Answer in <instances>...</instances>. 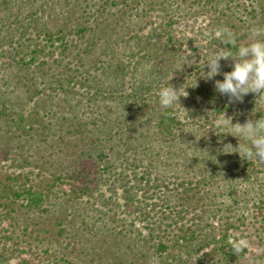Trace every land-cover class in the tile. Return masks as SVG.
<instances>
[{"label": "rangeland", "instance_id": "obj_1", "mask_svg": "<svg viewBox=\"0 0 264 264\" xmlns=\"http://www.w3.org/2000/svg\"><path fill=\"white\" fill-rule=\"evenodd\" d=\"M168 1H171L172 8L176 10L181 6L179 1L185 0H167L166 5ZM89 2L94 6L96 15L94 17L98 20L95 18L92 23L96 27L94 30L96 33L92 32L96 47L92 49L90 56L85 54V58L88 57L85 59L86 66L102 62L100 58L108 61H105L106 69L98 66L100 69L93 71H97L95 73L97 82L94 85L102 91L94 101L93 111L87 109L86 105L88 102L86 96L93 91V86L88 87L89 85L86 84L77 87L79 97L82 96L78 99L81 103L77 106L78 112L82 115H78L85 120L94 115L99 123L97 120H94L96 123L91 121L92 128L98 129L100 127L94 125L103 124L102 128L106 129L107 125L104 124L107 122L106 118L109 117V124L117 125V118L121 120L125 118L122 113L130 114L128 117L130 123L128 125L125 121L122 123L124 128L122 135L113 139L111 137L112 140L106 142L105 146L109 148L106 151L108 158L100 159L95 156L92 158L93 162L105 166L118 160L114 157L116 151L110 153L112 145H116L119 149L123 146L124 148L131 146L129 142L138 145L149 142L145 130L148 124L145 127H140L139 124V109L146 114L154 111L151 117H158L162 110L159 104V90L164 87L165 82L175 80L178 83L175 88H179L177 90L182 94L179 103L175 106L183 120L189 124L188 129H185L189 135L185 139L186 143L180 146L163 145V153L169 154L168 158H164L165 162H171L175 167L188 164L192 152L189 148L200 146L198 142L194 144L191 137L202 139L204 144L207 139L213 140L212 134L223 130L214 127L217 119L223 120L226 115L235 123L238 118L234 119L227 110L217 112L214 107L205 106L198 110L197 108L202 106L201 98L189 90L195 78L192 76V71L185 69V63L190 69L192 68L191 57L189 59L176 57L172 60L166 56L162 48L167 36L162 41L156 36L148 38L152 28L159 27L163 23L161 16L166 13L161 9L163 7L158 6L156 11L147 13L144 10L147 2L141 0L145 4H138L135 0H129L128 6L130 9L133 8V14L127 16L123 14L118 17L117 14H121L118 13V9L124 4L122 0H89ZM194 6L195 16L173 28L181 39L179 45L185 44L188 37L197 36L204 44L209 57L215 53L217 47H227L220 44L218 38L224 28L231 30L240 43H250L253 39L251 36L253 30H259L261 33L259 38L264 39V0H211V3L205 1L203 8L195 0ZM102 8H106V11L99 17ZM98 10L100 13L97 12ZM101 20H104V23L100 24ZM100 31L102 32L97 34ZM97 35L99 36L96 37ZM188 45L186 44L184 48L186 49ZM86 47L85 44L81 46L82 49ZM106 48L108 50H104ZM103 51L105 52L102 53ZM63 58L69 61L73 56ZM196 59L202 60L197 57ZM73 60L77 61V59ZM230 63L231 61L221 60L223 71L231 70ZM110 64H112L111 68L107 69ZM124 65L130 68L129 72L128 68L123 69ZM121 66L122 69H118ZM57 70L60 74L61 70ZM33 73L36 74L35 71ZM208 81L212 83L211 80ZM142 85L145 87L143 90L140 89ZM146 86L152 87L150 92L146 91ZM38 87L40 97L50 102L52 98L46 89L47 86L39 83ZM135 89L140 91L135 93ZM76 91L73 94L75 97H77ZM251 95L253 98L247 100L249 103L252 101L253 104L245 105L244 110L242 109L246 122L256 121L257 111L254 110L256 106L264 111V98H258L257 94ZM55 102L64 103L62 93L56 95ZM65 108L68 109L66 103ZM128 108L130 109L126 112ZM194 111H197L196 117L191 116ZM67 112L70 113L68 118L75 121L77 110H67ZM58 116L63 117L61 113ZM8 128L0 117V259L5 256L10 259V263H13L21 249L23 251L34 248L45 258L47 256L45 250L49 249L56 252L58 257L71 259L75 264H264V223L261 220L264 217V207H261L264 203L259 201L261 198L264 199L261 193L264 167H261L259 173L253 177L250 187L241 188L239 194H232L228 181L223 177L215 184L202 183L203 188L200 187L198 193L196 190L190 191L186 200L175 196V192L172 193L170 188L166 189L168 195L158 191V195L154 194L153 199H149L151 195H148L152 192L143 194L144 190H140L139 197L144 204L142 208L151 210L155 206L153 214H157L158 218L162 215V211H166L171 218L181 214L180 224L191 228L188 230L189 234L195 230L197 237L202 235L204 239L188 251L185 246L175 243L182 232L178 230L175 221L167 219L163 221V225L167 227L171 224L168 229L173 233H169V237H163L169 249L164 253V257H160L161 253L155 247L158 238L155 242L150 238L143 239V236L145 238L149 236L147 222L141 219L143 217L123 211L121 182L117 184L118 193L112 199H108L107 203L100 199L101 196H98L99 199L87 195L80 200L74 199L69 195V190L59 184L56 186L53 202L47 207L48 210L43 206L30 211L21 205L22 199L12 200L5 195L6 191L4 192L3 189L7 185L20 188L24 185L40 184L41 188L46 190L44 184L46 181L59 173H64V170L76 167L74 165L76 158L81 154L82 148H86L90 142L87 135L82 136L75 131L71 133L66 131L64 139L60 133L42 142L37 137L24 136V139H21L12 132L9 133ZM118 128L120 126L117 125L114 129L118 130ZM172 150L175 152L173 153ZM128 155L130 158L128 165L131 167L128 172L132 174L134 170L132 167L138 166L140 161L135 160V164L133 159L135 156L131 153ZM148 161L149 159L145 158L146 164ZM165 162L163 166L160 165V171L168 169V162ZM137 170L139 172L140 168ZM198 179H201L200 175L193 177L194 181ZM108 188L109 186L102 187L105 198L114 195ZM147 202L149 204L145 205ZM260 208L263 210L262 214H259ZM123 219L126 227L121 225ZM130 227L137 232L141 231L140 240H138L139 236L129 234L131 239L139 242L137 244L129 237L125 238L126 231L121 235L117 234L121 229L126 230ZM22 255L26 256L30 253L26 252Z\"/></svg>", "mask_w": 264, "mask_h": 264}, {"label": "trees", "instance_id": "obj_2", "mask_svg": "<svg viewBox=\"0 0 264 264\" xmlns=\"http://www.w3.org/2000/svg\"><path fill=\"white\" fill-rule=\"evenodd\" d=\"M122 1V4L124 3L123 7L118 9V13L121 14L116 13L118 17L123 14L126 16L128 14L132 15L133 8H129V0ZM135 1L138 4L147 2V6L144 8L147 13L148 11H156L158 6L163 7L161 9L166 12L163 14L165 17L161 16L163 23L159 27H153L148 38L156 36L160 39L159 41H162L167 36V41L163 43L162 48L166 56L172 60L176 57L185 59L191 57L193 61V63L191 61L192 68L190 69V66L185 63V69L192 71V76L195 78L189 90L201 98L202 106L197 109L209 106L214 107L220 113L227 110L230 111L234 119L238 118L235 123L245 124L246 116L242 112L245 105L253 104L252 101L249 103L247 100L253 98V96L251 94L247 95L242 104H229L225 97H220L214 91V82L210 83L202 76L204 74L203 71L207 69L205 67L203 70V66L208 56L200 38L198 40L197 36H190L186 39V43L182 41L185 44H178L181 39L173 28L181 24L182 21L187 22L195 16V0L179 1L181 6L176 10L172 8L171 1H168L166 5L167 0H143L145 3L141 2V0ZM205 1L211 3V0H197L201 8L205 6ZM159 2H161L160 5ZM105 11L106 8H102L99 17L104 15ZM97 12L100 13L99 10ZM94 16H96L94 6L89 0H0V117L8 125V132H12L21 139H24V136L37 137L40 142L48 141L58 133L63 135L64 139L66 131L69 133L75 131L77 134L87 135L90 138L89 144L86 145V148H82L81 154L75 160L74 165L76 167L64 170V173H59L54 178L46 181L44 183L47 187L46 190H43L40 184L24 185L20 188L14 185H7L3 189L4 192L6 191L5 195L12 200L18 201L22 199L21 205L30 211L43 206L46 207L44 209L48 210L49 208L47 207L53 202V197L56 196L55 189L59 184L64 185L69 190V195L74 199L80 200L86 195L99 199L98 196H101L100 199L107 203L108 199H112L118 193L119 186L117 184L121 182L120 187L123 189L122 197L124 199L123 211L130 215L138 214L139 217H143L141 219L147 222L146 227L149 235L146 238L143 236V239L150 238L155 242L158 238V243H155V247L161 253L160 257H164V253L169 249L163 237H169V233H173L168 229L172 226L171 224L167 227L163 225V221H167V219L175 221L179 228L176 227L182 232L179 237L177 236L178 239L175 243L185 246L189 249L188 251H191V247L204 240L202 235L198 238L195 230H192L191 234H189L188 230H191V228L185 227L182 223L180 224L179 217H182L181 214L171 218L166 211H162V215L158 218L157 214H153L155 206L151 210L142 208L144 204L139 197L140 190H144L143 194L152 192L148 195H151L149 199H153L154 194L158 195V191L166 193V189L170 188L172 193L175 192V196L181 198V200H186L190 191L196 190L197 192L200 187L203 188L202 185L204 184L202 183L206 185L215 184L223 177L225 181H228L232 194H239L241 188L250 187L251 180L259 173V169L264 167V162L258 158L248 160L239 154L238 150L242 152L244 147H250V145L243 137L240 139L228 133L229 131H234L235 127L230 125V121H232L230 118H227L229 121L228 127H222L223 130H220L221 132L212 134L213 140L205 138L207 140L203 144L202 139H198L196 136L191 137L194 140V144L198 142L200 146L189 148L192 149V152L190 153L191 157L188 158V164L175 167L171 162H165L164 158H168L169 154L163 153V145L180 146L186 143L185 139L189 135L185 130L188 129V122L183 120L180 111L173 105L168 109L162 108L156 118L151 117L154 111L146 114V112L139 109V124L140 127H145L148 124L145 130H147L146 138L149 142H143L139 145L129 142L131 146H128V148L123 146L119 149H117L116 145H112L110 153L112 154L113 151H116L114 157L118 160L105 166L94 163L92 158L95 156L100 159L108 158L106 151L109 148L105 146L106 142L111 137L113 139L115 136L122 135L124 130L122 123L124 121L127 122V125L130 123L128 118L130 114L122 113L121 115L125 116V118L123 120L117 118L118 123H116L120 126L118 130L114 129L117 125H113L114 123L109 124V117L106 118L107 122L104 123L107 125L106 129L102 128L103 124L101 126L100 124L94 125L100 127L94 129L91 126V121L95 122L94 120H97V123H99L97 117L95 118L94 115H91L90 118L85 120L79 116L81 113L78 112L79 108L77 106L81 102L78 99L82 98V96L79 97V91H76L77 87L79 85L83 87L86 84L89 85L88 87L93 86V91L86 96L88 99L87 109L93 111L94 101L98 93L101 94L102 92L101 89L96 88L94 85L97 82L95 77L97 71H93L100 69L98 66L106 69L107 63L105 61H108L100 58L102 62L86 66L87 61L85 59H88V57L85 58V54L90 56L92 49L96 47L95 42H93L94 34L92 35L96 27L92 23L95 18L97 20L98 18ZM102 23H104V20L100 21V24ZM101 32H97V34ZM82 44L87 47L82 49ZM186 44L189 45L185 49L184 46ZM237 44H240V42L237 41ZM227 47H230V45H227ZM104 50H108V48ZM70 56H73V59H77V61L72 58L69 61H65L63 58ZM196 57L202 60H198ZM111 66L112 64L108 65L107 69L111 68ZM126 68H128L129 72L130 68L124 65L123 69L125 70ZM57 69L61 70L60 74H58L59 70ZM118 69H122V66ZM215 79H223V76H217ZM39 83L47 86L46 89L52 98L51 100L49 97L50 102L40 97ZM10 85L12 87H9ZM163 85L164 87L175 88L178 83L175 80H170ZM146 87V91L149 90L150 92L152 87ZM144 88V85L140 86L141 90ZM138 90L135 89L134 92L136 93ZM44 91L47 92L46 90ZM75 91L77 97L73 95ZM60 93H62L64 103L55 102L56 95ZM65 103L68 109L65 108ZM75 109L77 110V114L75 113L74 116L76 120H70L68 118L70 113L67 110ZM254 110L257 111L256 120H264V111L257 106ZM197 111L192 112L191 116L196 117ZM59 113L63 115L62 118L58 116ZM232 123L235 124L234 122ZM225 145L227 146L224 148ZM223 148L227 153L222 151ZM128 150L129 153L135 156L133 157L134 162L135 160L140 161L138 166L132 167L134 168L132 174L128 172L131 169L128 165L130 160ZM164 155L167 156L165 157ZM144 156L149 159L148 164L145 163ZM164 162L167 163L168 169L160 171L159 167L163 166ZM138 168H140L139 172ZM132 175L133 177H131ZM197 175H200L201 179L194 181L193 177ZM236 178L240 179L237 180ZM261 182V193L264 195V179ZM104 186H109L108 190H111L114 195L105 198L106 196L102 190ZM166 195L168 194L166 193ZM259 201L264 203L263 198ZM148 204L147 202L145 205ZM261 207H264V204ZM262 212L263 210L260 208L259 214H262ZM261 220L264 223V217ZM121 225L126 227L124 219ZM125 231V238L129 237L133 242L136 241L133 238L131 239L129 234H135L139 237L141 234V231L137 232L133 227L126 230L121 229L117 234L121 235ZM139 237L138 240L142 239V237ZM180 240H183L185 245L184 242H179ZM21 250H18L19 255L16 257L15 262L10 263L9 258L2 256L0 264H75L71 259L58 257L56 252L54 253L49 249L45 250L46 258L34 248ZM26 252L30 253V255H22V253Z\"/></svg>", "mask_w": 264, "mask_h": 264}, {"label": "clouds", "instance_id": "obj_3", "mask_svg": "<svg viewBox=\"0 0 264 264\" xmlns=\"http://www.w3.org/2000/svg\"><path fill=\"white\" fill-rule=\"evenodd\" d=\"M251 36L253 39L250 43L237 44L235 34L228 28L222 29L218 38L221 43L230 47H217L215 53L204 61L203 70L207 67V71H203L202 76L214 82V91L220 97H225L229 104H242L249 94L264 98V39L259 38V30H253ZM221 60L231 61L230 71H223ZM219 75L223 79H215ZM181 95L174 87H162L158 93L159 104L164 109L171 108L179 103ZM227 118L225 115L224 120L217 119L214 127H228ZM230 125L235 127L234 131L228 133L240 139L243 137L250 145L244 147L242 152L238 150L239 154L248 160L258 158L264 162V120H249L245 124H233L230 121Z\"/></svg>", "mask_w": 264, "mask_h": 264}]
</instances>
